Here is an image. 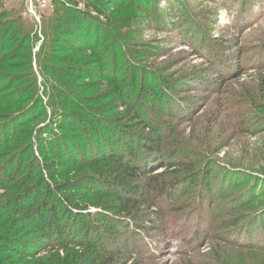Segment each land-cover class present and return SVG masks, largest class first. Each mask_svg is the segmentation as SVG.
<instances>
[{
  "label": "rangeland",
  "instance_id": "obj_1",
  "mask_svg": "<svg viewBox=\"0 0 264 264\" xmlns=\"http://www.w3.org/2000/svg\"><path fill=\"white\" fill-rule=\"evenodd\" d=\"M127 1L134 8L123 16L109 0H0V24L30 36L9 49H21L15 63L31 62L20 84L39 97L33 114L46 112L35 123L38 162L43 141L51 163L79 158L93 137L92 169L79 158L80 173L65 160L45 171L63 198L80 196V181L82 193L101 190L93 195L101 204L81 211L87 229L78 241L93 238L99 249L73 246L77 264H264V0ZM79 12L93 26L86 37ZM81 37L97 49L98 64L84 71L93 80L79 79L83 65L71 51ZM102 75L109 79L98 84ZM59 119L69 139L60 149L47 131H58ZM113 151L146 175L106 174L114 164L99 157ZM22 168L30 171L28 162ZM68 170L73 191L60 193L67 179L53 178ZM117 181L124 188L105 185ZM156 182L167 186L162 197ZM141 184L150 187L135 195Z\"/></svg>",
  "mask_w": 264,
  "mask_h": 264
},
{
  "label": "trees",
  "instance_id": "obj_2",
  "mask_svg": "<svg viewBox=\"0 0 264 264\" xmlns=\"http://www.w3.org/2000/svg\"><path fill=\"white\" fill-rule=\"evenodd\" d=\"M135 3H137V1H134V4ZM108 4L113 5L117 11H123V16L128 14V11L131 12L130 10L134 8L133 3H128L127 0H109ZM79 13L83 20H81L82 23L81 25L79 24V28H81V30L83 29L82 34L86 37V35L92 32L90 28L92 27L93 29V26L89 28L88 26H90V24H87L89 18L82 12ZM70 16V13L64 14L62 17L63 19L59 21L67 20ZM72 19L75 18L71 17V20ZM128 19L129 18L125 21L127 22ZM0 25V123L5 121L9 125L5 127L4 130H1L0 127V188L4 189L3 193L0 192V264H77L76 257L78 251L73 250V246L76 248H84L87 244H93L94 249H99L98 243H92L93 238L89 239L86 237L84 240L78 241L80 234L84 233L87 229L86 223L84 222L86 217L81 211H83L84 208L87 209V207L91 205L98 206L101 204V199L96 202L97 199L93 197V195H99V191L101 190L98 188L96 190H86L85 193H82L84 186L81 188L83 181H80L82 184L77 189V192L81 195H72V197L68 196L63 198L60 194L56 193L57 189L54 190V187H51L47 183L45 179V173L47 172L45 171L47 169L50 170L49 167L51 166L53 168L57 165H65L66 162L63 161L65 160L68 162V167L73 169V172L80 173L83 170L82 167H84L80 162L82 158L88 159L84 163H86L88 168L92 169L94 167L93 164L97 162L98 159L93 160L85 156L90 154V151L94 152L95 150L94 142L91 140L93 137L87 133L91 138H89L87 142L84 141L86 145L82 148L83 152L79 154L81 160L78 158V153L76 152V157L74 158L70 157L63 159L66 154H63V156L58 155L57 158L60 159H56L57 161L51 163L47 159L48 155L43 141L40 150L44 153V159L38 162L39 159L33 152V148L35 147L33 141L36 140L34 135L35 123L45 118L46 112L43 113V116L41 113L37 115L33 114L39 97L34 95L36 93L35 88L31 90L30 88H22L20 84L23 79L20 69L22 67H27L31 62L27 61L25 64L15 63L20 56L21 49H9V46L12 44L16 45L18 42H26L30 36L25 32L27 30L24 28L17 32L11 29L10 26L12 23L8 21ZM84 37H81L79 41H83ZM84 43L85 44L77 47H71V51L77 55L76 57L80 58V64L83 65L80 68L81 73H79V79L83 77L82 79L84 80H93L95 76H90L89 72L84 71L86 67L91 69L95 64H98L99 58L97 49L91 45L90 40L87 38L84 39ZM98 45H100V43H98ZM87 63H91L92 67L87 66ZM28 73L31 72L29 71ZM83 74H87L88 76ZM107 79L109 78L102 75L98 84H102V82ZM112 79L111 81L108 80V82H110L111 85L116 84L115 81L117 80L114 77ZM113 94L114 92H111L109 97H104L103 95L99 100H107L111 98ZM31 95L33 102L30 100ZM73 98H75V96ZM73 98L69 102L73 107L78 108L76 105L78 101ZM91 101L93 102V100ZM97 105L99 106L101 104L97 103ZM71 117L75 121V118L73 116ZM97 118H101L100 114H97ZM55 121L58 131L53 128V130L47 131L52 132L54 136H60V131L65 132L66 129L62 127V119ZM76 124L75 122L73 123V125ZM146 127L150 129L148 124H146ZM85 129L89 130L87 127H83V130ZM83 137L82 140H85V137ZM45 140L47 141V139ZM68 140L67 137L60 136L56 137L53 143H57L60 149L64 141L66 143ZM67 148L68 146L66 149ZM87 149H89V151ZM93 152L91 153L93 154ZM114 152L115 151L103 155L105 157H99L102 160L109 161L107 163L114 164L115 166H110L106 174L110 172L114 174L123 170L125 177L129 174H133V176L138 175L139 177L146 175L145 170L144 172L141 168L131 167L130 164L128 165V163L125 162L123 157H120L118 161L113 160V157L116 158ZM26 162H28L30 171L21 174L22 167ZM52 171L55 173V169H52L50 172ZM64 173L65 174L61 175V171H59L58 175L56 174L53 179L60 177H63V179L69 178L71 172L68 170L67 173ZM101 181L103 180L100 179L92 185L96 186L102 183ZM73 183L71 179H67L65 184L57 185L60 186L58 191L60 193L73 191L71 188ZM78 184L79 183L74 185ZM124 184L126 183L117 181V183L114 182V184L107 182L105 185L113 189H120V187L124 188ZM151 186H153L151 187L152 192L157 193L160 197L167 191V186L161 182L153 183ZM146 187L149 188L150 186H148V184H141V186L135 185L131 190L135 195H142L144 194V190L142 189ZM133 199L134 198L130 201H133ZM146 206L151 207L149 203ZM127 211H129L128 208L123 210V212ZM87 216H91V214ZM96 232L98 235L103 234L101 229H96ZM110 238L111 237L107 239L110 241ZM59 249L61 251L64 250L63 254L66 252V255L61 256L62 253L58 251ZM42 252L47 253L48 256L45 257V259H37L38 255Z\"/></svg>",
  "mask_w": 264,
  "mask_h": 264
}]
</instances>
